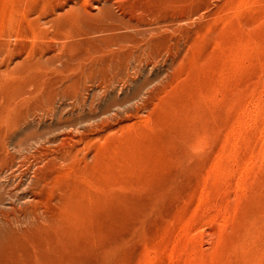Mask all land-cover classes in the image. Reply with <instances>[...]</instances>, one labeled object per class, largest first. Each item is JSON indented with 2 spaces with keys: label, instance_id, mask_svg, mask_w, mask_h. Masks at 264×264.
Returning <instances> with one entry per match:
<instances>
[{
  "label": "rangeland",
  "instance_id": "rangeland-1",
  "mask_svg": "<svg viewBox=\"0 0 264 264\" xmlns=\"http://www.w3.org/2000/svg\"><path fill=\"white\" fill-rule=\"evenodd\" d=\"M0 101V264H264V0H0Z\"/></svg>",
  "mask_w": 264,
  "mask_h": 264
},
{
  "label": "bare ground",
  "instance_id": "bare-ground-1",
  "mask_svg": "<svg viewBox=\"0 0 264 264\" xmlns=\"http://www.w3.org/2000/svg\"><path fill=\"white\" fill-rule=\"evenodd\" d=\"M1 102V101H0ZM1 104V103H0ZM43 142V141H42ZM51 142V141H50ZM46 146V145H45ZM8 153V152H7ZM40 153V152H39ZM2 160V159H1ZM17 234V233H16ZM38 259V258H37ZM24 261V260H23Z\"/></svg>",
  "mask_w": 264,
  "mask_h": 264
}]
</instances>
